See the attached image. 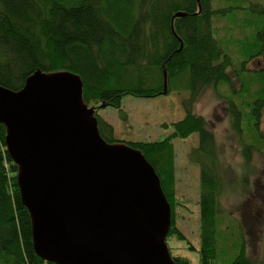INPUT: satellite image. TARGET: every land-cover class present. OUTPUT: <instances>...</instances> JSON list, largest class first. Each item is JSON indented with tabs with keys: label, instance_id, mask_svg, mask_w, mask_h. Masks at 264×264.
Returning a JSON list of instances; mask_svg holds the SVG:
<instances>
[{
	"label": "trees",
	"instance_id": "16d2710c",
	"mask_svg": "<svg viewBox=\"0 0 264 264\" xmlns=\"http://www.w3.org/2000/svg\"><path fill=\"white\" fill-rule=\"evenodd\" d=\"M218 1L0 0V86L20 91L37 72L79 75L84 103L95 109L99 133L109 144L120 141L114 137L113 126L98 115L102 105L121 109L124 96L153 98L163 95L165 87L170 93L172 81L177 84L179 80L180 87L185 81L190 91L184 104L186 117L174 124L175 131L162 141L127 144L154 168L171 204L172 227L166 243L176 264L192 263L174 256L168 245L172 237L186 239L176 225L173 140L194 134L199 135V144L190 158L200 166L201 184L199 264H254L241 238L231 248H220L221 241L227 243L224 234L230 230L229 226L222 229L220 220L222 154L206 119L193 112V105L206 90L232 87L229 70L235 61L216 37V19L225 18L223 6H216ZM254 7L252 4V11ZM179 13L185 16H177ZM263 54L238 61V76L243 81L240 95L249 102L250 111L229 101L233 127L244 133L246 125L254 141L244 142L246 164L251 163L255 150L264 147V74L246 70L249 61ZM254 84L259 86L251 96ZM6 137L7 129L0 123V264H54L35 252L32 217L22 201L19 168L9 155Z\"/></svg>",
	"mask_w": 264,
	"mask_h": 264
},
{
	"label": "water",
	"instance_id": "95a60500",
	"mask_svg": "<svg viewBox=\"0 0 264 264\" xmlns=\"http://www.w3.org/2000/svg\"><path fill=\"white\" fill-rule=\"evenodd\" d=\"M83 90L67 72H37L17 92L0 86V123L36 254L54 264H176L159 177L140 151L101 137Z\"/></svg>",
	"mask_w": 264,
	"mask_h": 264
},
{
	"label": "rangeland",
	"instance_id": "374dc122",
	"mask_svg": "<svg viewBox=\"0 0 264 264\" xmlns=\"http://www.w3.org/2000/svg\"><path fill=\"white\" fill-rule=\"evenodd\" d=\"M252 4H255L254 11L250 8ZM216 6H223L221 15L225 17L216 19V37L235 61L229 70L232 87L222 85L218 89L206 90L193 105V112L206 119L222 154L224 188L220 197V220L222 229L229 226L230 230L224 234L227 243L221 241L220 248H231L235 239L240 242L241 238L253 263L264 264V147L253 152L250 164L245 163L244 142L254 141L246 125L244 133L233 127L229 103L234 100L240 107H246L245 112L250 111L246 106L249 102L240 95L243 81L238 76V61L264 52V34L258 37L264 32V1L219 0ZM247 18H250L251 25ZM246 70L264 74V54L249 61ZM179 82H171L172 89L168 94L153 98L127 95L122 99L121 109L111 106L98 109V115L113 126L114 137L120 141L114 145L157 142L169 137L175 131L174 124L186 117L184 104L190 91L185 88V81L181 87ZM258 86L253 85L251 96ZM261 130L264 132V111ZM198 144V134L185 140H173L176 225L186 239L179 240L175 236L169 239L168 245L174 256L184 257L192 264L200 263L201 249L200 166L190 158Z\"/></svg>",
	"mask_w": 264,
	"mask_h": 264
}]
</instances>
